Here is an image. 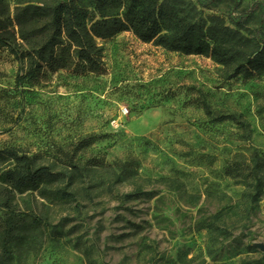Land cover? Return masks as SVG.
I'll list each match as a JSON object with an SVG mask.
<instances>
[{"label":"rangeland","instance_id":"374dc122","mask_svg":"<svg viewBox=\"0 0 264 264\" xmlns=\"http://www.w3.org/2000/svg\"><path fill=\"white\" fill-rule=\"evenodd\" d=\"M180 1L197 19L248 16L251 37L264 22V0ZM100 43L106 73L59 70L24 86L0 49V149L44 163L66 152L88 168L79 201L54 208L55 230L22 264H87L85 249L98 264H264V187L254 201L226 171L264 157V76L228 78L130 31ZM127 161L139 174L114 185L104 164Z\"/></svg>","mask_w":264,"mask_h":264},{"label":"trees","instance_id":"16d2710c","mask_svg":"<svg viewBox=\"0 0 264 264\" xmlns=\"http://www.w3.org/2000/svg\"><path fill=\"white\" fill-rule=\"evenodd\" d=\"M193 10L180 0H0V49L19 62L18 86L37 83L59 70L106 73L100 40L123 31L171 52L210 58L223 66L228 78L264 76V22L251 37L244 33L249 31L248 16L232 18L234 27L218 15L197 19ZM229 118L221 116L219 121ZM43 161L41 155L16 147L0 149V264L24 263L55 230L54 208L79 201L88 168L66 152L53 162ZM104 166L110 168L114 185L139 174L130 161ZM226 171L254 187L253 199L259 200L264 187L262 155H242ZM84 254L87 264H98L91 250Z\"/></svg>","mask_w":264,"mask_h":264},{"label":"water","instance_id":"95a60500","mask_svg":"<svg viewBox=\"0 0 264 264\" xmlns=\"http://www.w3.org/2000/svg\"><path fill=\"white\" fill-rule=\"evenodd\" d=\"M260 246H262V245H260Z\"/></svg>","mask_w":264,"mask_h":264}]
</instances>
